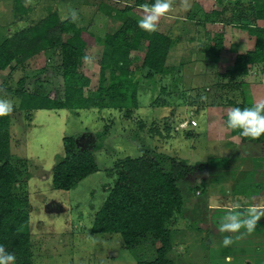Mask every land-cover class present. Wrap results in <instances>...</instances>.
Returning <instances> with one entry per match:
<instances>
[{"label":"rangeland","instance_id":"374dc122","mask_svg":"<svg viewBox=\"0 0 264 264\" xmlns=\"http://www.w3.org/2000/svg\"><path fill=\"white\" fill-rule=\"evenodd\" d=\"M189 3L184 11L180 0H174L173 11L160 20L156 30L172 40L162 78L146 77L148 71L141 66L144 40L129 52L128 71L135 78L137 99L129 112L125 108L20 110L19 91L62 99L58 48L42 50L0 72V88L7 90V98L15 105L9 115L10 164L15 174L12 195L27 204L31 264H136L153 258L147 245L126 250L118 234L89 233L93 216L115 180L114 165L125 157L150 158L165 173L172 163L182 167L184 175L176 186L183 207L180 218L174 221L179 229L174 232L173 249L168 254L173 264H226V257H231L227 264H264V235L260 234L264 229L256 228L224 247L225 235L212 236L211 232L215 230L213 223L219 227L229 210L226 206L216 210L208 206L210 198L221 205L239 202L243 208L250 204L245 183L255 166L253 159L264 158V148L231 136L224 122L231 108L226 102L237 101L241 90L230 86L243 81L227 71L233 68L235 53L242 55L252 49L253 38L234 25L200 23L206 14L221 8L224 17L232 7L245 11L252 0ZM28 4L27 19L14 23L11 0H0V42L52 11L60 20H72L69 13L75 12L74 25L88 28L98 39L127 21L137 24L141 18L140 6L123 9L133 0H28ZM216 33L222 35L226 50L214 49L211 38ZM201 42L203 53L198 50ZM103 52L102 44L86 46L84 57L92 56L94 62L81 59L77 66V72L89 79L86 96L97 88ZM255 71L258 78L260 71ZM259 78L263 83L264 78ZM214 130L218 136H213ZM68 136L75 137L76 145L91 154L94 171L71 190L58 191L51 186V169L63 156L61 139ZM257 197L264 201L260 194ZM258 224L264 228V217ZM169 229L175 227L170 225Z\"/></svg>","mask_w":264,"mask_h":264},{"label":"trees","instance_id":"16d2710c","mask_svg":"<svg viewBox=\"0 0 264 264\" xmlns=\"http://www.w3.org/2000/svg\"><path fill=\"white\" fill-rule=\"evenodd\" d=\"M143 3L152 4L151 0H133L132 5H123V9L139 7ZM29 10L28 0H11L10 13L14 23L25 21ZM224 16L222 8L211 11L204 16V22L200 24L234 25L253 38L252 49L242 55H236L232 63L233 68L228 71L231 77L246 76L250 67L264 64V0H252V5L242 12L232 7L228 16ZM63 35L67 36L64 40L61 39ZM140 40L146 42L141 62V66L148 71L146 77L162 78L172 43L168 36L157 31L144 32L137 24L127 21L113 33H106L98 39L88 28H78L70 19L60 20L58 14L52 11L46 17L32 22L0 42V72L11 63L18 65L42 50L58 48L62 99L19 91L20 110L78 111L125 108L129 112L137 105L135 78L128 71L131 63L129 52L137 49ZM211 40L216 51L223 48L220 33L214 34ZM97 44L104 47L97 88L91 95L86 96L84 89L88 86L89 79L77 72V66L84 57V48ZM203 48L201 42L198 50L203 53ZM228 102L230 103H227V106L231 108L243 109L252 106ZM9 124V116L0 118V245L15 255V264H31L27 204L23 199L12 195L15 174L10 164ZM229 133L240 140L260 143L264 148V135L259 139L250 140L240 137L237 131L229 130ZM61 146L63 156L51 169V186L54 190L69 191L94 171V161L87 150L76 145L73 136L62 138ZM253 160L255 166L245 183L250 193V204L259 202L258 194L264 200V174L261 175L264 171V158ZM114 166L117 170L115 180L93 216L89 233L118 234L126 250H134L142 245L152 249V260L136 264H172L166 254L171 248L169 226L181 211L182 198L176 182L183 178L182 167L172 163L170 171L165 173L154 160L142 157H125ZM213 224L218 230V225L215 222Z\"/></svg>","mask_w":264,"mask_h":264},{"label":"clouds","instance_id":"9594fccd","mask_svg":"<svg viewBox=\"0 0 264 264\" xmlns=\"http://www.w3.org/2000/svg\"><path fill=\"white\" fill-rule=\"evenodd\" d=\"M174 0H154L152 4L140 5L141 18L138 20V28L147 33L157 30L159 22L173 11ZM190 7L189 0H180V9L187 11ZM72 20L77 19L75 12L69 13ZM67 17H62L65 19ZM85 63L94 62L92 56L83 57ZM8 93L0 88V118L9 116L14 110V102L7 98ZM226 128L237 131L242 138L256 140L264 135V98L257 99L250 107H232L227 111ZM199 182V178H197ZM209 208L216 210L224 207L215 198H210ZM229 211L222 218L218 231L226 234H238L235 237L225 235L222 240L224 247L231 246L236 240L245 238L257 228L258 222L264 217V201L250 204L241 211L242 205L239 202H232L228 206ZM243 230V231H242ZM16 257L8 252L3 245H0V264H15ZM226 264L231 257H226Z\"/></svg>","mask_w":264,"mask_h":264},{"label":"crops","instance_id":"0c3cea01","mask_svg":"<svg viewBox=\"0 0 264 264\" xmlns=\"http://www.w3.org/2000/svg\"><path fill=\"white\" fill-rule=\"evenodd\" d=\"M234 40V39H233ZM235 41H236V39H235ZM223 48L222 49H225V47H224V45L222 46ZM237 49H239V47L238 48H235V50L237 51ZM226 50V49H225ZM240 50V49H239ZM240 52V51H239ZM198 54H200V53H198ZM236 55H241V54H237V53H235V56ZM221 56H223V55H221ZM235 56H234V58H235ZM220 57V56H219ZM217 60H219V58L217 59ZM232 63H233V61H232ZM259 66H261V67H258V66H252V67H250L248 70H247V75L246 76H242V78H243V81H241L240 83H241V85H238L239 83H237V84H234V85H231L230 87H231V89H233L234 91H238L239 89H241V90H239L238 91V96H237V101H233L234 103H244V104H249V105H253L254 104V102L257 100V99H262V98H264V82L263 83H261L260 81H259V77H260V75H261V77H263L264 78V64H262V65H259ZM254 70H257V71H255V72H258V71H260V72H258L259 74V76H258V78L257 77H254L255 75H254ZM228 71H230V70H228ZM228 71H227V73H228ZM253 73V74H252ZM231 101V100H230ZM226 103H230V102H226ZM222 117V116H221ZM219 119H220V116H219ZM224 120V118H221V120ZM225 122V121H224ZM215 128V127H214ZM219 134L214 130V137L215 136H218ZM230 138H233V137H230ZM251 204H253V203H251ZM223 206H226V208H228L227 206L228 205H223ZM182 207H183V202H182V205H181V211H180V215H181V212H182ZM243 208H246V207H243ZM243 208H241L242 210H243ZM228 210H229V208H228ZM180 215L178 216L179 218H180ZM177 217V218H178ZM176 218V219H177ZM176 221V220H175ZM258 225V228H262V229H264L262 226H260L259 224H257ZM171 226L172 227H175V229L174 230H170V233H171V248H170V250H169V252L166 254V258L167 259H169L171 262H172V264H173V261L169 258V256H168V254L169 253H171V250L173 249V238H174V232L175 231H177L179 228H178V223H175V222H173V223H171ZM210 234V233H209ZM211 234H212V236L213 235H232L233 237H235L236 235H238V234H226V233H221V232H219L218 230H217V226H215V230H214V232H211ZM260 234H263L264 235V231L262 232H260ZM173 236V237H172ZM209 237H211V236H209ZM209 237H207L206 239L208 240L209 239ZM207 246V245H206ZM31 254H32V248H31ZM152 257H153V255H152ZM153 259V258H152ZM151 259V260H152ZM150 261V260H149ZM31 263H32V256H31Z\"/></svg>","mask_w":264,"mask_h":264},{"label":"built area","instance_id":"2783aa9c","mask_svg":"<svg viewBox=\"0 0 264 264\" xmlns=\"http://www.w3.org/2000/svg\"><path fill=\"white\" fill-rule=\"evenodd\" d=\"M189 124H190L191 127H194L196 125L193 120H190Z\"/></svg>","mask_w":264,"mask_h":264}]
</instances>
